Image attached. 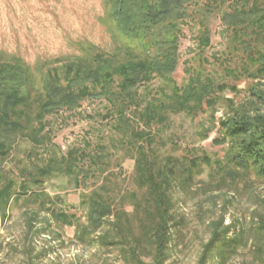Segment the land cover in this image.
<instances>
[{"label":"rangeland","instance_id":"374dc122","mask_svg":"<svg viewBox=\"0 0 264 264\" xmlns=\"http://www.w3.org/2000/svg\"><path fill=\"white\" fill-rule=\"evenodd\" d=\"M103 14L102 0H0V52L15 54L30 66L75 54L77 40L110 52L113 44L100 22ZM197 22L195 15L182 22L179 62L170 82L154 77L137 88L138 100L146 93L162 88L169 93L172 85L187 84L191 68L198 66ZM205 51L209 77L218 85L208 105L196 115L171 112L165 123L150 129L154 155L176 157L186 164L192 158L199 162L190 179L180 174L169 192L172 221L163 264H264V182L246 170L220 168L227 142H214L229 103L243 102L250 86L264 94V76L253 79L227 73L225 68L240 65L241 56L230 52L219 14L211 19V40ZM256 103L261 110L262 104ZM109 108L104 98H90L75 110L50 114L42 143L18 138L0 163V174L11 178L17 190L26 172L51 158L59 159L71 149H82L87 157L74 173L57 170L41 183L28 185V191L44 198L11 199L0 217V264H129L121 246L107 243L110 238H97L106 226L91 237L78 234L86 223V198L92 192L123 209V220L135 234L148 223L128 197L132 191L142 194L134 179L135 153L115 131L117 118ZM127 114L132 128L140 130L136 113ZM47 208L62 211L72 224L54 220ZM141 240L133 242L137 255L152 264L154 248Z\"/></svg>","mask_w":264,"mask_h":264},{"label":"trees","instance_id":"16d2710c","mask_svg":"<svg viewBox=\"0 0 264 264\" xmlns=\"http://www.w3.org/2000/svg\"><path fill=\"white\" fill-rule=\"evenodd\" d=\"M102 6L100 22L110 34V52L88 40H77L75 54L39 60L34 66L15 54L0 52V163L18 138L42 143L50 114L75 110L86 99L104 98L115 112V131L135 153L134 179L142 194L139 197L132 191L128 197L133 209L148 223L135 234L123 220V209L114 208L107 197L92 192L86 198V223L78 234L91 237L106 226L107 231L97 238H110L107 243L121 246L127 263L149 264L140 260L137 244L133 243L142 239L154 248L152 264H163L172 221L169 192L180 174L185 173L184 180H189L199 162L192 158L186 164L176 157L154 155L150 129L165 123L171 112L196 115L212 99L216 85L206 68L205 49L210 45L215 14L220 15L229 36L230 52L241 56L240 65L225 68L227 73L253 79L264 76V0H102ZM194 15L198 17L199 53L198 66L191 68L189 81L181 87L172 85L169 93L162 88L138 100L137 88L154 77L170 82L179 62L182 22ZM248 92L238 105L230 102L228 112L219 119V137L214 142H227V149L218 165L252 172L264 182V94L254 92L251 86ZM256 102L262 104L261 110ZM128 110L136 113L140 130L132 128ZM83 152L71 149L65 156L51 158L26 172L17 190L11 178L4 179L0 174V217L5 216L11 199L18 200L22 195L44 198V194L28 191V185L41 183L57 170L74 173L87 158ZM202 160L209 161L206 157ZM47 210L54 220L72 224L62 211Z\"/></svg>","mask_w":264,"mask_h":264}]
</instances>
